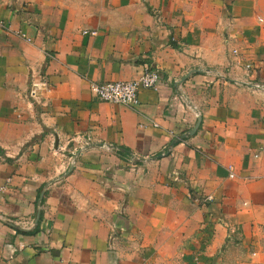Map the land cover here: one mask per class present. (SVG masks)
Here are the masks:
<instances>
[{"label": "crops", "instance_id": "crops-1", "mask_svg": "<svg viewBox=\"0 0 264 264\" xmlns=\"http://www.w3.org/2000/svg\"><path fill=\"white\" fill-rule=\"evenodd\" d=\"M0 18L32 38L0 28V264H264V0H0ZM147 65L137 107L92 94Z\"/></svg>", "mask_w": 264, "mask_h": 264}, {"label": "built area", "instance_id": "built-area-1", "mask_svg": "<svg viewBox=\"0 0 264 264\" xmlns=\"http://www.w3.org/2000/svg\"><path fill=\"white\" fill-rule=\"evenodd\" d=\"M0 28L6 31H14L12 26L4 19L0 18ZM17 35L25 38L27 41H32L23 30L18 29L14 31ZM234 53L237 54L238 50L235 49ZM247 69L253 68L252 63L246 64ZM161 72L150 66H146L143 73L136 79L133 80H119V81H108V82H93L91 83V92L101 101H106L114 104L125 105L128 107H137L140 104L139 93L142 89H157L161 82ZM256 88L264 89V85L256 83ZM32 94H36V90L33 89ZM142 127L146 125L141 124ZM154 126H159L155 123ZM232 170V167H230ZM231 177L234 173L230 174ZM1 190L4 187L0 188ZM211 199V197H208Z\"/></svg>", "mask_w": 264, "mask_h": 264}, {"label": "water", "instance_id": "water-1", "mask_svg": "<svg viewBox=\"0 0 264 264\" xmlns=\"http://www.w3.org/2000/svg\"><path fill=\"white\" fill-rule=\"evenodd\" d=\"M188 75L184 76L182 81H184L186 78H187ZM201 122H202V117L199 116L198 117V120H197V123L195 124V126L188 132V133H184L183 135H181L178 139H176L174 142H176L177 140H181V139H184L185 137L189 136V135H194L196 133V131L198 130V128L200 127L201 125ZM43 194L41 195V198H42ZM39 219V213H38V217H37V220ZM12 224V223H10Z\"/></svg>", "mask_w": 264, "mask_h": 264}, {"label": "rangeland", "instance_id": "rangeland-1", "mask_svg": "<svg viewBox=\"0 0 264 264\" xmlns=\"http://www.w3.org/2000/svg\"><path fill=\"white\" fill-rule=\"evenodd\" d=\"M225 250H226V247H225V249H223V252H224V256L223 257H225L224 258V260H221L220 261V264H240V263H233V262H231V259L229 258V256H231L232 257V255L231 254H233V253H225ZM234 256H236V257H240V253H234L233 254ZM226 259V260H225ZM242 263V262H241Z\"/></svg>", "mask_w": 264, "mask_h": 264}, {"label": "trees", "instance_id": "trees-1", "mask_svg": "<svg viewBox=\"0 0 264 264\" xmlns=\"http://www.w3.org/2000/svg\"><path fill=\"white\" fill-rule=\"evenodd\" d=\"M122 150H123V152H119V153H120V155H121V156H123V157H124V156H125V153H127V152H128V149H126V148H123Z\"/></svg>", "mask_w": 264, "mask_h": 264}]
</instances>
